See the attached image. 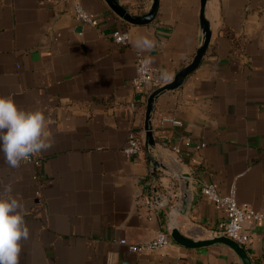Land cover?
<instances>
[{
  "label": "crops",
  "instance_id": "0c3cea01",
  "mask_svg": "<svg viewBox=\"0 0 264 264\" xmlns=\"http://www.w3.org/2000/svg\"><path fill=\"white\" fill-rule=\"evenodd\" d=\"M116 1L133 16L153 2ZM76 2L94 26L74 18ZM204 18L207 50L178 88L155 100L154 145L146 146L153 90L132 86L135 60L142 56L171 83L201 45L200 0H159L143 26L126 23L104 0H0V95L42 110L52 143L38 153L39 168L24 161L11 168L0 153V196L11 187L30 233L19 264H240L221 246L171 240L141 254L128 247L166 230L168 218L187 238L216 236L225 214L201 196L202 183L221 196L233 186L239 205L264 212V0H207ZM117 30L128 33L127 46L114 41ZM141 36L153 46L138 49ZM132 132L142 150L126 157ZM165 191L166 206L148 211L141 197ZM243 230L252 264H264V224Z\"/></svg>",
  "mask_w": 264,
  "mask_h": 264
},
{
  "label": "clouds",
  "instance_id": "9594fccd",
  "mask_svg": "<svg viewBox=\"0 0 264 264\" xmlns=\"http://www.w3.org/2000/svg\"><path fill=\"white\" fill-rule=\"evenodd\" d=\"M138 49H149L153 41L147 36L136 39ZM52 146L46 131V116L40 109L25 110L18 107L11 96L0 95V153L11 168L19 167L34 154ZM9 193L0 196V264H19L22 240L29 238L24 218L23 203Z\"/></svg>",
  "mask_w": 264,
  "mask_h": 264
},
{
  "label": "built area",
  "instance_id": "2783aa9c",
  "mask_svg": "<svg viewBox=\"0 0 264 264\" xmlns=\"http://www.w3.org/2000/svg\"><path fill=\"white\" fill-rule=\"evenodd\" d=\"M72 14L74 18L82 24L91 26L95 24L93 18L79 2L74 4ZM112 37L117 44L121 46L128 45L129 35L126 31H114ZM135 72V77L131 83L136 90L144 84H150L153 91L164 85L159 70L147 66L142 56H138L135 60ZM164 121L170 122L173 126L180 125V122L176 120ZM141 139L142 138L134 132L129 134L126 145L122 150L126 157H135L140 154L142 150ZM24 162L31 164L34 168H39L41 165V157L37 153ZM199 191L201 196L217 205L225 214V220L218 224L217 234H221L245 247L251 242V237L243 230L244 224L246 222L264 224V212L256 211L237 203L236 192L233 186L229 188L224 196H221L217 187L210 183H202ZM38 195L39 193L37 192V196ZM168 197H171V195L169 192L165 191L162 195L163 200L167 202ZM141 199L148 211L156 212L161 209V201H159L155 195H144ZM171 242V238L166 230L161 229L152 240L139 244H131L128 245V247L131 252L141 254L164 249L169 246ZM120 243L126 244L123 240Z\"/></svg>",
  "mask_w": 264,
  "mask_h": 264
},
{
  "label": "water",
  "instance_id": "95a60500",
  "mask_svg": "<svg viewBox=\"0 0 264 264\" xmlns=\"http://www.w3.org/2000/svg\"><path fill=\"white\" fill-rule=\"evenodd\" d=\"M104 1L120 19H122L128 24L139 25V26L148 25L154 20L158 11V4H159V0H153L152 6L148 13L140 16H133L129 14L123 7H121L116 0H104ZM206 1L207 0H200V24L203 32L201 36L202 42L192 62L187 67H185L180 72H178L171 83L167 85H163L162 87L154 90L148 98L147 106H146V118H145L146 146L154 145L152 134L150 133V118L153 111V105L155 100L161 93L178 88L184 82L185 78L198 68L207 50L210 40V31H209L208 23L204 18V7ZM155 196L159 201H161V209L164 208L167 202L163 200L162 195L155 194ZM171 219L169 218L167 219L166 232L170 236L171 240H173L176 244L189 249H198L209 246H221L232 251L238 258L240 264H252L248 254L246 253L245 248L242 245L234 242L233 240L221 234H217L216 236L203 240H193L187 238L180 232V228L178 224Z\"/></svg>",
  "mask_w": 264,
  "mask_h": 264
}]
</instances>
